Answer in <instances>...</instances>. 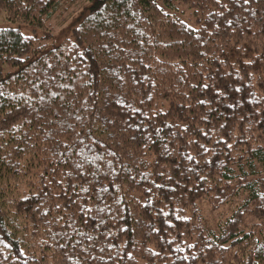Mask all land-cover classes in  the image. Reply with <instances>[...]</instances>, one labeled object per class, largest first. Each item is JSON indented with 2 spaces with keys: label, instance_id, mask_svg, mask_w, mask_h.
<instances>
[{
  "label": "trees",
  "instance_id": "trees-1",
  "mask_svg": "<svg viewBox=\"0 0 264 264\" xmlns=\"http://www.w3.org/2000/svg\"><path fill=\"white\" fill-rule=\"evenodd\" d=\"M87 1L0 29V264H264V0Z\"/></svg>",
  "mask_w": 264,
  "mask_h": 264
},
{
  "label": "rangeland",
  "instance_id": "rangeland-1",
  "mask_svg": "<svg viewBox=\"0 0 264 264\" xmlns=\"http://www.w3.org/2000/svg\"><path fill=\"white\" fill-rule=\"evenodd\" d=\"M88 1L82 0L70 13L69 15L65 16L66 20L62 25H60L61 21H55L52 24V27L55 29L53 33L50 32H44L41 30H35L34 28L25 25V24H18V23H11L6 20V17L4 13L0 14V29H18L21 31V33L25 36H36L40 39L41 45H47V48H52L54 44H60L61 42L72 39V29L79 26L80 21L88 14ZM182 8V14L181 19L188 24L192 28H196V19L194 17V14L192 11H189L188 9ZM59 23V24H58ZM60 25V27H59ZM13 70L11 68L6 67L4 69V73H10ZM230 215V207H226L219 213H208L207 218L208 222L211 223L213 226L216 225L218 222H220L222 219L227 218Z\"/></svg>",
  "mask_w": 264,
  "mask_h": 264
}]
</instances>
